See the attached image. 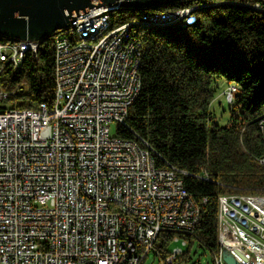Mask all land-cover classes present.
<instances>
[{
    "label": "built area",
    "instance_id": "built-area-1",
    "mask_svg": "<svg viewBox=\"0 0 264 264\" xmlns=\"http://www.w3.org/2000/svg\"><path fill=\"white\" fill-rule=\"evenodd\" d=\"M194 8L145 16L184 21ZM96 11L74 22L80 23L74 37L54 44L51 106L20 107L25 83L6 87L5 72L23 68L27 54L36 55L37 40L0 44V264H143L159 235L174 231L182 245L166 257L168 264L188 244L179 233L196 231L200 206L185 197L180 173L159 166L146 139L111 133V123L124 124L129 116L135 52L132 42L119 47L129 21L84 44L100 19ZM14 45L22 46L21 56H10ZM6 57L14 66H5ZM236 91L228 88L229 101ZM259 125L264 135V116ZM218 203L214 263L229 264L225 255H231L236 264H264V228L255 227L264 213L240 200L219 197ZM245 213L253 214L254 225L245 223ZM248 231L260 232V240H248Z\"/></svg>",
    "mask_w": 264,
    "mask_h": 264
},
{
    "label": "trees",
    "instance_id": "trees-1",
    "mask_svg": "<svg viewBox=\"0 0 264 264\" xmlns=\"http://www.w3.org/2000/svg\"><path fill=\"white\" fill-rule=\"evenodd\" d=\"M256 3L264 9V0H185L151 10L120 7L102 16V34L113 23L129 21L131 36L142 44L141 93L118 135L146 139L159 166L180 170L185 189L200 206L195 233H179L188 241L180 263L191 260L194 243L213 257L217 252L220 196H264V135L259 125L264 116V10L250 6ZM192 6L194 24L146 22L149 12ZM56 35L40 45L37 57L27 56L23 68L5 72L7 88L18 83L27 87L18 95L23 99L20 107L52 105ZM10 40L0 36V42ZM221 79L237 86L226 124L218 122L211 108ZM177 234L167 231L157 238L153 253L161 262L177 244Z\"/></svg>",
    "mask_w": 264,
    "mask_h": 264
},
{
    "label": "water",
    "instance_id": "water-1",
    "mask_svg": "<svg viewBox=\"0 0 264 264\" xmlns=\"http://www.w3.org/2000/svg\"><path fill=\"white\" fill-rule=\"evenodd\" d=\"M185 0H0V36L39 40L40 45L61 30L70 29L80 16L101 7L120 6L151 10ZM229 264H236L225 255Z\"/></svg>",
    "mask_w": 264,
    "mask_h": 264
},
{
    "label": "bare ground",
    "instance_id": "bare-ground-1",
    "mask_svg": "<svg viewBox=\"0 0 264 264\" xmlns=\"http://www.w3.org/2000/svg\"><path fill=\"white\" fill-rule=\"evenodd\" d=\"M118 8H120V6H115V7L111 6V7H106L101 10L96 11V18H100V19H98L96 25L93 26V30L89 31L87 34L84 35V44H94V42L104 37V34H102V30H101V23L103 21L102 16ZM185 9H188V8H185ZM81 19H82V16H80L77 19V21H81ZM146 20L151 22V24H149L148 26H153L155 24H176L179 22H184L186 24H194L196 22V17L193 15L192 17L187 18L184 21H181V19H165V18H158L156 16H148L146 17ZM130 26H131V23H128L124 27L123 33L121 34L119 38V47L120 49H127L130 46V42H132V48H134V52H135V55L132 61L133 72H134V75L136 76L134 80V91H132L131 93V105H132L134 101L137 99V97L139 96V94L141 93V89H142V78L139 72V68L142 62V44L140 40L138 39L136 40V38H133L131 36ZM72 28H75V30L73 31L74 36H75V33L80 31V23H74L70 29ZM67 37H71L70 33L67 35L58 36L57 40L55 41V44L59 38H67ZM9 39H12V38H9ZM0 44H17V39H12L8 42L7 41L0 42ZM39 48H40V42L39 40H37L36 41V55L32 54L34 57H37ZM21 53H22L21 45H14V47H10V56H21ZM29 55L31 54H27L28 57ZM5 66H14V58L6 57ZM16 69H19V68H16ZM170 170L171 172L180 171L179 169L175 167L170 168ZM179 183H180V187H182L183 191L185 192V197H192L191 193L185 189L184 184H183V179L181 177H179ZM220 197H221L222 202H239L240 200V202L242 203H249V210H259V213H264V208L257 207V205L253 203L252 196H248L246 194H239V195H223ZM244 221L245 223H247V225H254L253 214L245 213ZM255 227L264 228V221L262 219H255ZM233 234H241V227H233ZM248 240H260V232L248 231Z\"/></svg>",
    "mask_w": 264,
    "mask_h": 264
},
{
    "label": "rangeland",
    "instance_id": "rangeland-1",
    "mask_svg": "<svg viewBox=\"0 0 264 264\" xmlns=\"http://www.w3.org/2000/svg\"><path fill=\"white\" fill-rule=\"evenodd\" d=\"M197 7L198 6H196V8ZM146 22L151 24V22L147 20ZM137 27L142 29L143 27H147V26L138 25ZM172 31L177 32L176 29H173ZM67 34L68 32L59 33L58 35L55 36V41L57 40L58 36L67 35ZM70 36L74 37L73 31L70 32ZM231 85H234V84H232L231 82H228L225 79L218 80L217 84L215 85L216 96H215L214 101L212 102L211 108L218 122L221 124H226L229 118V115H230V103L233 101L234 96H231V101H229L228 95H226V92ZM110 127H111V133L117 134L119 125L114 122L110 124ZM252 201L254 204L257 205V207L264 208V196L252 197ZM259 202H262V204H259ZM181 245L182 243L176 244L175 246H181ZM182 247L185 249V246H182ZM190 254H191V260L188 263L185 260H183L181 263H180V260H177L174 262H169L168 264H186V263L187 264H215L214 257L210 254V252L202 247H199L197 243L193 244ZM187 256L188 255H185L184 258ZM143 264H167V263H165V259L161 262L158 258H156V256L154 255L152 251L146 256V258L143 261Z\"/></svg>",
    "mask_w": 264,
    "mask_h": 264
},
{
    "label": "crops",
    "instance_id": "crops-1",
    "mask_svg": "<svg viewBox=\"0 0 264 264\" xmlns=\"http://www.w3.org/2000/svg\"><path fill=\"white\" fill-rule=\"evenodd\" d=\"M191 249H192V246L190 247V253H191ZM190 256H191V254H190Z\"/></svg>",
    "mask_w": 264,
    "mask_h": 264
}]
</instances>
